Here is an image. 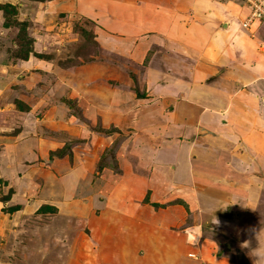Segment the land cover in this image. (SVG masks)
I'll return each instance as SVG.
<instances>
[{"label": "crops", "instance_id": "0c3cea01", "mask_svg": "<svg viewBox=\"0 0 264 264\" xmlns=\"http://www.w3.org/2000/svg\"><path fill=\"white\" fill-rule=\"evenodd\" d=\"M6 2L15 5L18 19L21 15L29 20L27 15L33 11L36 14L34 5H58L67 14L77 11L104 28V35L96 31L97 40L103 46L98 38L103 35L115 47H111L113 53L119 55L142 60L151 50L145 69L147 103L137 110L132 107L134 114L129 118L134 121L130 122L132 136L151 138L147 144L141 142L140 148L129 150L141 157L130 163L122 155L129 142L120 144L119 164L124 168L121 178L104 172L102 183H96L98 190L88 188V194L95 191L94 200L103 197L104 210L54 211L58 218H77L78 224L89 230L78 248L81 261L73 260V264H237L230 255L223 254L227 250L220 256L213 250H203V242L191 246L200 262L186 253L188 240L181 230L185 210H196L195 217L202 223L205 236L209 235V223L224 229L227 238L239 226V245L248 241L242 248L248 264H254L252 249L258 241L264 245V21H255L250 28L241 26L248 13L244 0H0ZM3 18L0 10V27ZM134 31L142 36L138 39ZM108 37L119 40V48L114 46L116 41L108 42ZM43 59L28 56L12 65L0 63V75L6 82L0 84V95L9 90L16 99L21 97L22 89L15 92L9 87L16 78L14 72L19 67L20 74L25 75L28 63L35 65V70L43 69ZM112 89L114 99L125 102L119 106L109 100L111 96L102 98L104 125L118 114L106 104L124 111L131 98L140 103L134 100L132 90L124 93L118 87ZM89 103L99 105L100 100ZM6 118L0 113V128L8 125L4 123ZM116 123L125 125L126 120L118 118ZM50 142L40 141L37 155L32 157L30 144L19 145L7 131L1 133L0 176L4 186H10L4 181L13 179L15 166L24 170L29 159L34 164L47 163L48 151L61 148L58 141L54 145ZM75 157L72 167L65 171L61 157L50 160L56 171L43 169V174L47 171L52 179L69 177L75 181L87 166ZM138 164L147 170L146 174L137 173ZM26 172H31L30 168ZM20 180L26 182L22 187L28 193L26 199L30 183L24 171ZM13 189L10 199L15 200L19 186ZM40 190L38 197L42 186ZM146 196L148 202L144 201ZM16 202L21 203L20 198ZM200 210H209L212 216L204 213L206 217L200 219ZM31 211H15L12 218L4 219L0 232L15 225V216L19 215L22 222L32 215ZM197 222L191 220L186 227L196 226ZM192 232L199 230L193 228ZM0 259L6 261L0 264L29 262L13 254L5 242L0 244Z\"/></svg>", "mask_w": 264, "mask_h": 264}, {"label": "rangeland", "instance_id": "374dc122", "mask_svg": "<svg viewBox=\"0 0 264 264\" xmlns=\"http://www.w3.org/2000/svg\"><path fill=\"white\" fill-rule=\"evenodd\" d=\"M34 1L46 3L47 0ZM34 6L36 14L33 11L31 16L27 15L30 17L29 20L22 18L21 15L17 20L27 22L25 31L33 38V53H30L29 57L39 58L35 55L36 53L41 55L45 61L44 67L35 70L36 66L28 63L30 65L26 67L25 75L20 74V68L17 67L18 72H14L17 74L16 78L10 82L9 87L15 88V92L22 89V94L20 99H16L9 90L6 94L0 95V113L3 114V118L7 116V121L4 123L8 124L5 128H0V134L7 131L16 141H19V145L30 144L29 152L32 157L37 155L40 141L51 139L50 145L58 141L61 148L57 147L56 150L48 151L47 163L34 164L35 161L29 159V162L26 161L28 166L24 170H18L15 166L16 171L13 179L11 178L12 181H4L5 184L9 183V187L4 186L0 176V225L4 219L7 221L12 218L11 214L17 210H32V215L27 216L22 222L19 215L15 216L16 222L13 221L15 225L13 224L10 230L0 232V244L8 243L13 254H18V257L29 261L28 264H73V260L81 261V252L78 254V248L86 241L89 230L85 227L86 225L78 224L77 218L71 217L66 220L58 218L54 211L96 210L98 212L104 210L103 197L97 201L94 200L95 191L92 190L88 194V188L91 186L98 190L96 183H99V180L102 183L101 174L104 172L121 178L124 168L121 169L119 164L120 144L129 142L124 148L122 147V155L125 159H129L130 163L133 158L141 157L137 153L130 154L129 150H134L135 146L140 148L141 142L147 144L151 138L148 135L132 136L133 128L130 127V122L134 121L129 118L134 114L133 109L137 110L136 107L141 104L145 106L147 103L148 97L144 85L147 72L145 69L151 50H147L142 60L113 53L115 52L111 49L113 46L109 45L103 37L104 28L95 20L82 16L77 11L67 14L58 5ZM2 22L0 63L12 65L19 61L17 57L24 49L25 40L18 33L20 32L18 26L12 25L8 30ZM96 31L103 34L98 37L103 42V46L96 38ZM134 33L137 34L138 39L142 36L141 32L134 31ZM108 39L110 43L116 41L114 46L119 48V40L112 37ZM2 83L6 82L2 81L0 75V84ZM113 87H118L124 93L132 90L134 100L137 99L140 103H134L131 98L132 102L124 111L119 110L122 107L110 108L106 104L107 109L116 110L118 114L114 115L116 116L114 120H109L110 123L104 125L101 121L104 107L102 98L111 96L109 100L119 106H123L125 102L119 98H117L119 101L114 99L116 96ZM96 98L100 100V103L92 106L89 102ZM6 99H10L11 102H7ZM107 101L105 99V103ZM117 117L126 120V124L119 126L116 123ZM17 151L15 150L16 153ZM19 152L25 155L23 151ZM74 155L78 163L87 165L82 177L76 176L75 181H70L69 177L63 180L61 177L52 179L47 171L43 174V169L56 171V165L51 166L50 162L56 157L62 158L63 171L68 167L71 168ZM122 161L124 162L123 159ZM28 168L31 172H26ZM23 171L30 183V191L26 199L24 198L28 193L27 191L24 193L22 188L26 182L20 180ZM58 172L57 176H59ZM137 173L146 174L147 170L138 164ZM17 186H19L18 195L21 197L17 195L15 200L10 199L11 194L15 192L13 188ZM40 186L43 187V191L38 197L41 191ZM44 194L47 197H44ZM18 198L21 203L16 202ZM50 201L52 204L49 203ZM144 201H149L148 196L144 198ZM183 205L187 206L185 202ZM185 211V221L181 230L188 240L186 253L191 254L195 262H200L202 259L199 258L198 252L191 251V246L198 243L200 245L203 242V250H213L214 255L219 256L227 250L223 254L227 253L233 261L238 260L240 264H244L243 259L246 257L244 249L239 245L241 239L239 226L238 231L236 230L227 238L229 234L225 233L224 229L211 226L212 224L209 223L207 224L209 235L205 236L202 223L197 222L199 219L195 217L196 210ZM200 211L202 212L200 219L206 217L204 213L212 216L209 210ZM77 215L74 214L73 217H78ZM191 220L197 223H194L196 226L187 225V227L192 226L188 229L186 223ZM24 221L26 224L21 225ZM193 228L199 232H192ZM74 250L75 254L72 256ZM0 262L6 263L2 259Z\"/></svg>", "mask_w": 264, "mask_h": 264}, {"label": "trees", "instance_id": "16d2710c", "mask_svg": "<svg viewBox=\"0 0 264 264\" xmlns=\"http://www.w3.org/2000/svg\"><path fill=\"white\" fill-rule=\"evenodd\" d=\"M0 10H2L3 16H4L3 25L5 27H11L12 25L18 26L19 31H20L18 33H20L22 35V38L25 40L24 49L20 52V54L18 55L17 58L27 59L29 54L33 53V49H32L33 38L31 36H29L25 31V27H26V25H28L27 22L24 20L23 21L17 20L18 19L16 17V14H17L16 10L17 9L15 8V5H13L11 3L0 4ZM9 18H12V19L9 20ZM35 55L42 58V56L37 54V53ZM60 154H62V153H60ZM155 205L157 206L158 204H155ZM40 209H41V207H40ZM236 261L240 264V262L238 260H236ZM243 261H244V264H248V261L245 258L243 259Z\"/></svg>", "mask_w": 264, "mask_h": 264}, {"label": "built area", "instance_id": "2783aa9c", "mask_svg": "<svg viewBox=\"0 0 264 264\" xmlns=\"http://www.w3.org/2000/svg\"><path fill=\"white\" fill-rule=\"evenodd\" d=\"M250 12L243 20L242 26L249 28L257 20H264V0H247Z\"/></svg>", "mask_w": 264, "mask_h": 264}, {"label": "clouds", "instance_id": "9594fccd", "mask_svg": "<svg viewBox=\"0 0 264 264\" xmlns=\"http://www.w3.org/2000/svg\"><path fill=\"white\" fill-rule=\"evenodd\" d=\"M245 4H246L247 7H248V13H247V15H248L249 12H250V6H249V4H248V1H246ZM247 15L245 16V18L247 17ZM245 18H243V19L241 20V22H240V23H241V26H242V22H243V20H244ZM257 21L263 22L264 20H257ZM250 27H251V26H250ZM250 27H249V28H250ZM243 28H245V27H243ZM247 244H248V241H244V242H242V247L247 246ZM252 254L256 257V259L254 260V264H256L257 261H260L261 264H264V245H261V244L259 243V241H258V246H257L256 248L252 249Z\"/></svg>", "mask_w": 264, "mask_h": 264}, {"label": "bare ground", "instance_id": "6f19581e", "mask_svg": "<svg viewBox=\"0 0 264 264\" xmlns=\"http://www.w3.org/2000/svg\"><path fill=\"white\" fill-rule=\"evenodd\" d=\"M243 27V26H242Z\"/></svg>", "mask_w": 264, "mask_h": 264}]
</instances>
